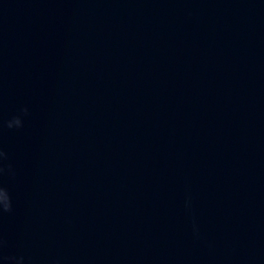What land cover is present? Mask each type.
I'll return each mask as SVG.
<instances>
[{"label":"clouds","instance_id":"1","mask_svg":"<svg viewBox=\"0 0 264 264\" xmlns=\"http://www.w3.org/2000/svg\"><path fill=\"white\" fill-rule=\"evenodd\" d=\"M28 107H21L15 115H12L7 120H0V131L4 128L9 130H19L24 127V118L29 115ZM9 159L8 153L0 146V218L5 213H10L13 209L12 196L9 189L5 186L3 178L14 177L15 170L11 163H6ZM190 206V198L186 200V207ZM5 241L0 237V261L4 264H24L23 256L5 255L4 254Z\"/></svg>","mask_w":264,"mask_h":264}]
</instances>
